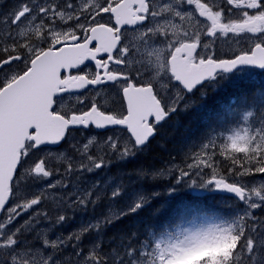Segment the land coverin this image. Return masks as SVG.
<instances>
[{
	"label": "snow or ice",
	"instance_id": "6c2138e0",
	"mask_svg": "<svg viewBox=\"0 0 264 264\" xmlns=\"http://www.w3.org/2000/svg\"><path fill=\"white\" fill-rule=\"evenodd\" d=\"M221 38H233L237 48L218 51ZM238 65L264 68V0H15L0 13V264H174L220 240L232 247L218 264H264V88L206 115L204 130L163 171L126 173L149 182L167 173L175 181L170 194L180 185L230 193L235 210H185L190 218L178 223L135 224L105 239L159 193L140 191L120 207L123 184L110 191H97L100 181L81 184L85 173L140 154L178 111H203L209 88L215 93L240 78ZM106 89L116 94L115 108L104 102ZM92 128L117 129L103 140L104 155L88 151L93 136L69 145L75 157L63 169L48 166L51 154L29 163L42 146ZM29 181L40 185L30 197ZM102 199L109 202L102 215L48 238ZM49 200L53 207L42 206ZM89 234L95 239L85 246ZM192 264H209V257Z\"/></svg>",
	"mask_w": 264,
	"mask_h": 264
},
{
	"label": "trees",
	"instance_id": "16d2710c",
	"mask_svg": "<svg viewBox=\"0 0 264 264\" xmlns=\"http://www.w3.org/2000/svg\"><path fill=\"white\" fill-rule=\"evenodd\" d=\"M14 3L15 0H0V13L7 12ZM242 86V82H239L238 84H236V86L232 87L231 89L221 91L222 96L217 97L216 100L222 103H228L227 97L230 96L234 99L237 98V100L239 101V97L246 92ZM219 108V104H215V102L213 103L211 101L210 103L206 104V107L203 111L198 110L199 112L197 113V111H195L194 109L188 110L185 113H182V115L177 121L168 122L165 129L161 131L165 132L166 137L163 139H156L152 141L149 148L143 150L140 154H137L133 159H128L124 164V172L125 170L128 172L132 171L133 165H137L138 168H140L141 166L146 170L148 167L157 170L163 168L164 164L169 160L170 157L177 156L179 151L190 141V139L196 137L197 135H199V133L204 130L206 121L203 122V120L205 119L206 115L218 111ZM143 183V185L145 186L143 187L144 190H146L147 192L159 193L158 198L154 199L149 207L144 208L136 215L129 216L128 218L126 217L124 220L119 222V224L117 223L111 228H109L111 231H108L109 229L107 230V233L104 234L105 239L112 236L114 233L128 231L135 224H153L159 227L160 225L166 223H178L180 222L181 216H185V219L190 218L186 215L185 210L208 213L210 216L213 213L225 214L231 212L235 210L238 205L237 201L226 197L222 198L218 194L203 195L189 191L170 194L167 190L169 187H171L173 182L172 180L168 179H154L149 183L147 181H143ZM137 186L138 184L132 187ZM180 197L182 200L180 199ZM175 200L179 201L176 202ZM102 201L105 202V199H102L100 201V215L102 213V207L104 205ZM164 202L167 203L165 204ZM155 209L159 210V215L153 216L152 212ZM89 215L91 217L94 216V212L92 215L89 213ZM118 225L120 227H118ZM184 225L187 224H181V226ZM86 237H90L88 240H94L95 234H89V236ZM69 250L71 252V249H68V252L67 250H65L66 252L60 254L59 257L57 256V260L63 262L64 258L69 255Z\"/></svg>",
	"mask_w": 264,
	"mask_h": 264
},
{
	"label": "rangeland",
	"instance_id": "374dc122",
	"mask_svg": "<svg viewBox=\"0 0 264 264\" xmlns=\"http://www.w3.org/2000/svg\"><path fill=\"white\" fill-rule=\"evenodd\" d=\"M231 116H233V117L229 118V119H236L235 117L236 116L239 117V113L238 112L233 113ZM231 116H229V117H231ZM205 121L206 120L204 119L203 122H205ZM74 137H75V139L71 140L70 143H67L61 151L56 152V151L44 150L41 152H37L36 155L34 153L33 156L31 157L29 163H31V160L38 159L39 157L45 156L46 154H51L52 158L49 159L48 166L49 167H59V168L63 169V167L65 166V164L67 162V158L69 156L75 157V153H73L71 151L69 145L77 143V142H79L81 145H83V144H85V142L87 143L88 138H91L93 136H88L87 138H84V137L75 135ZM104 139H106V137L101 138L100 141L98 142V140L96 138L93 145L90 146L88 151L91 154H93L94 156L104 155L103 144H102ZM93 148H95V149L93 150ZM60 153H63V158L60 160H56L55 157L57 155H59ZM126 161H123L120 163L119 162H113L112 164H115L116 167L111 166V167H107V168H101V169L95 170L91 174L85 173L84 179L81 181V184L86 187V186L90 185L91 183H93L94 181H100L101 184L103 185V188L98 189L97 191H110L115 184H123L126 190L124 191L123 196L120 198V200L117 203L120 207L125 206L131 199L135 198L140 191H144L143 187H145L143 185L144 184L143 181L138 180L136 175H126V173H133L138 169H144V168H142L141 166H140V168H138L137 165H134L133 166L134 170H132L130 172L125 170V172H124L125 168L122 166H124ZM79 162H81V161L79 160L78 157H76L74 164H78ZM83 162L87 163L86 160ZM118 164H120V165H118ZM89 166H91V165H89ZM149 169H153V168L148 167L147 170H149ZM144 170H146V169H144ZM160 170L163 171V168H161ZM153 175H155V174H153ZM57 179H59V177H56L55 175L53 177L49 178V180L52 182H54ZM155 179L171 180V177L168 176L167 173H165V176L163 178L156 176ZM147 182L149 183V181H147ZM172 182H173V184L175 183V181H173V180H172ZM136 184H138L137 187H132V186H136ZM39 187H40L39 184H33L31 181H29L28 182V189H27L29 197L32 194H34L39 189ZM186 191L192 192L194 190L189 188V187H185L184 185H180L178 190L175 192H186ZM213 192L214 191L202 192V194H206V193L208 194V193H213ZM102 202L104 203V205L102 207V213H104L109 202L106 199H105V202L104 201H102ZM98 205L95 208V210L98 208L100 210V202ZM42 206H46V207L51 208V207H53V203L50 202V200H49V201H46L45 204ZM89 212L93 213V211H91V210ZM258 212H260V210H257V214H258ZM81 215H82V213H76L75 219L71 220L70 222H67L63 226H60V227L54 229L53 232L49 233L48 238L50 240H54L56 238L57 234L62 233L63 235L66 236L70 232H72L73 230L79 229L81 224L85 223L84 220H82ZM98 216H100V213ZM23 218L24 217H21V219H23ZM182 227H186V225L182 226ZM85 239L86 240H84V245L86 246L88 237H85ZM231 247H232V244L230 241L220 240V241H217V242H214V243H211L209 245L202 247L201 249H199L196 253H194L191 256H188V257H185L183 259L175 261L174 264H191L194 259H197L200 256L209 257L210 264H217L218 258L221 256H226L228 253V250Z\"/></svg>",
	"mask_w": 264,
	"mask_h": 264
},
{
	"label": "flooded vegetation",
	"instance_id": "af4514ba",
	"mask_svg": "<svg viewBox=\"0 0 264 264\" xmlns=\"http://www.w3.org/2000/svg\"><path fill=\"white\" fill-rule=\"evenodd\" d=\"M217 3H220L221 0H216ZM216 48L218 51L220 52H230L233 49L237 48V44L234 42L233 38H221L219 40H217V44H216ZM89 67H92V65H89ZM252 78L257 82V89H261L264 88V68H259L257 69V71H255L254 74H252ZM160 83L163 85L164 83H166V81L161 80ZM246 92H249L248 88L244 87ZM245 92V93H246ZM216 93V92H215ZM215 93H213L211 91V89L209 88V96L208 97H215ZM87 94H91V90L89 91V93ZM104 102L106 103V105L108 107H113L115 108L116 105L113 103L117 97L114 91L106 89L104 96H103ZM65 108L66 109H70L71 108V101L69 98H65ZM182 113H184V111H178L174 116H172L170 119L166 120L165 122H162L159 126H158V131H157V136L156 139H163L165 138V132H160L162 130L165 129V127L167 126L168 122H174L177 121L180 116L182 115ZM160 130V131H159ZM117 131V129H110V130H106V131H97L94 128L89 129V130H80V131H74L72 135H77V136H82L84 138H87L88 136H94L97 138L98 142L100 141V137H107L109 135H114L115 132ZM248 181H255L256 185H259L260 183V178L259 177H255V178H246Z\"/></svg>",
	"mask_w": 264,
	"mask_h": 264
},
{
	"label": "bare ground",
	"instance_id": "6f19581e",
	"mask_svg": "<svg viewBox=\"0 0 264 264\" xmlns=\"http://www.w3.org/2000/svg\"><path fill=\"white\" fill-rule=\"evenodd\" d=\"M207 109H208V108H207ZM191 118H192V117H191ZM194 121H195V120H194ZM196 122H197V121H196ZM193 125H194V124H193ZM179 133H180V132H179ZM171 134H172V132H171ZM183 139H184V138H183ZM178 142H179V141H178ZM85 143H86V142H85ZM179 144H180V143H179ZM172 145H173V144H172ZM174 146H175V145H174ZM176 146H177V145H176ZM171 150H172V149H171ZM150 156H151V155H150ZM147 162H148V161H147ZM250 178H251V177H250ZM182 196H183V195H182ZM185 196H186V195H185ZM183 198H185V197H183ZM180 199H181V197H180ZM158 200H159V199H158ZM161 200H162V199H161ZM181 200H182V199H181ZM165 201H166V200H165ZM175 201H176V200H175ZM178 201H179V200H178ZM178 201H176V202H178ZM158 202H159V201H158ZM160 202H161V201H160ZM167 202H168V201H167ZM167 202H166V203H167ZM164 203H165V202H164ZM166 203H165V204H166ZM160 204H162V203H160ZM168 204H169V203H168ZM176 204H177V203H176ZM178 205H179V204H178ZM100 207H101V206H100ZM97 217H98V216H97ZM127 218H128V217H127ZM126 220H127V219H126ZM69 222H70V221H69ZM120 222H121V221H120ZM118 224H119V223H118ZM118 227H120V226L118 225ZM108 231H111V230L109 229ZM112 231H113V230H112ZM68 232H69V231H68ZM106 233H107V232H106ZM106 233H105V234H106ZM112 233H113V232H112ZM110 234H111V233H110ZM88 236H89V235H88ZM109 236H110V235H109ZM90 237H92V236H90ZM90 237H88V239H89ZM106 237H107V236H106ZM91 239H92V238H91ZM94 239H95V238H94ZM84 240H86V239H84ZM89 241H90V240H87V244H88ZM85 244H86V243H85ZM87 244H86V245H87ZM64 252H66V251H64ZM64 252H63V253H64ZM67 252H68V250H67ZM69 252H70V250H69ZM61 254H62V253H61ZM61 256H62V255H61ZM61 256H60V257H61ZM67 256H68V255H67ZM58 257H59V255H58ZM61 258H62V257H61Z\"/></svg>",
	"mask_w": 264,
	"mask_h": 264
},
{
	"label": "water",
	"instance_id": "95a60500",
	"mask_svg": "<svg viewBox=\"0 0 264 264\" xmlns=\"http://www.w3.org/2000/svg\"><path fill=\"white\" fill-rule=\"evenodd\" d=\"M240 66H242V65H238L237 68L240 67ZM234 70H235V69H234ZM234 70H233V71H234ZM51 147H56V146H55V145H51ZM224 194L232 195V194H230V193H224Z\"/></svg>",
	"mask_w": 264,
	"mask_h": 264
}]
</instances>
